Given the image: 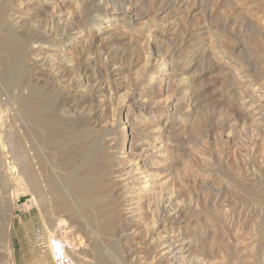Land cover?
Returning a JSON list of instances; mask_svg holds the SVG:
<instances>
[{"label": "bare ground", "instance_id": "obj_1", "mask_svg": "<svg viewBox=\"0 0 264 264\" xmlns=\"http://www.w3.org/2000/svg\"><path fill=\"white\" fill-rule=\"evenodd\" d=\"M119 2L123 7H120L119 12L112 9V15L101 13L103 0H6L0 3V227L2 231L5 234L9 231L15 205L19 201L28 199L31 206L37 209L44 219L49 234V252L55 257L54 259L60 261L59 264H75L69 258V253L75 249L72 250L73 245L68 238L72 237L77 229L66 222L67 219L65 220L66 212L72 213L73 209L84 219L90 218L96 232L101 228L106 230V234L110 237L112 234L115 236L116 244L123 249H120L122 254L118 252L121 256L119 260L125 264H254L256 258L252 261L250 257L251 260H248L249 258L246 260L248 262H241L238 259L246 240L240 238L243 225L250 218L249 206L238 204L237 201L224 205L220 202V198H216L215 201L209 199L213 204L209 206L211 212L207 213V196L202 195L203 192L199 193L201 196L196 195L198 193L196 191L193 200L195 203H190L188 195L185 197L190 201L186 204L185 197L184 202L182 198L187 192L191 195L192 191L189 188L193 187L192 185L189 187L190 184H195L197 187L201 185L202 188L209 185L206 178L208 170H199L196 166L194 170L189 166L187 175L181 172H179L181 175L173 174L171 170L172 160L167 153L170 143L168 133L171 132L167 133L165 130L171 118L165 113L179 105H183L182 108L186 112L195 106L190 91L191 81L182 77L184 70L181 68V65L182 67L186 65L181 63L183 60L188 61V67L194 63L187 57L184 59L179 57L177 50L179 47L166 51V49H158V45H167L176 41L175 38L178 36L182 37V27L180 28L176 22V19L179 20L176 16L179 12L184 13L193 9V6L189 9V2L185 0H155L157 9L151 17L152 24L148 23L146 27L143 25L144 28L138 30L142 45L141 52L135 57L126 46L119 48L124 41L123 37L130 35H126L124 24L126 22L138 24L148 15L144 14L145 10L144 13L142 12L144 15L138 16L137 10L134 13L132 2H126L127 5L123 0ZM84 6H89L87 14L81 9ZM86 20L90 22L88 26L84 25ZM254 20L256 22V19ZM145 21L142 23L148 22ZM202 33L201 31L198 36L201 40L205 39L203 35L206 34L201 35ZM212 37L210 35L208 38ZM208 38L206 37V40ZM53 43L59 44L52 46ZM214 45L210 40L208 58L214 61L212 63L226 72L223 74L228 73L238 88L239 86L250 88L248 94L236 97L233 108L240 113L244 112L251 126L257 129L261 127L259 132L263 135L261 131L264 129V113L261 114L260 106L264 102V87L254 85L255 87L252 88L246 74H243L246 70L243 73L236 70L232 60L228 59L222 50V52L216 51L217 47ZM115 50H120L116 53L120 56L119 62L116 59H109L110 62L107 58L110 52ZM103 56L105 60L102 61ZM82 61L86 62L90 70L95 67L110 68L111 71L108 70L113 74L132 75V80L116 86L110 79L108 80L110 77L98 82L81 76L79 71ZM208 62L206 64L209 65L211 62ZM19 72L24 75L20 76ZM13 82L17 85H15L17 92L9 96L10 85ZM65 85H71L73 91L84 98L88 96L91 102L81 107L52 105L51 101L55 93L61 88L66 89ZM130 103L133 104V109H130ZM150 109L158 110L156 113L159 114V118L155 121L154 118L152 122L146 117L147 113L146 116L143 115L144 111ZM194 119L196 118H193V121ZM58 128L64 131L65 136L55 134ZM231 129L225 131L222 129L221 137L219 135L226 145L232 144V139L235 138ZM249 133L252 134V131L250 130ZM214 136L217 137L216 134ZM236 141L238 142V138ZM243 142L241 141V146L245 145V141ZM257 147L260 148V145ZM255 150L257 148L253 147L252 152ZM262 154L264 156V153ZM245 155L247 157L246 153ZM204 167L208 168V165L202 168ZM233 173L235 172L231 174ZM210 190L208 188V191ZM257 204L255 205L258 206ZM195 210L205 211L204 222L207 227L202 222L197 235L186 236L187 228L191 225L190 219L194 218L190 214ZM76 217L79 219L78 216ZM259 224L261 222H258ZM96 239L93 240L97 241ZM79 245L81 246L82 243ZM3 248L6 251L7 264H14L12 241L9 237L4 242ZM251 255L253 256V253Z\"/></svg>", "mask_w": 264, "mask_h": 264}, {"label": "rangeland", "instance_id": "obj_2", "mask_svg": "<svg viewBox=\"0 0 264 264\" xmlns=\"http://www.w3.org/2000/svg\"><path fill=\"white\" fill-rule=\"evenodd\" d=\"M3 1H6V0H2V2ZM139 1L140 0H131V1H128V0L124 1L123 0V2H125L126 5L129 2L130 3L132 2L131 6L134 5L133 6V8L135 9L134 13H136V10H137L136 14L138 16L142 15L144 13V10H145L144 14L148 15L145 20L146 21L148 20V22H146L145 20L139 21L138 24L126 22L124 24V27H126V28H124V31H125V33H127L126 35H129V34L130 35L127 37L126 36L123 37L124 41L121 43V46L119 47L122 49V48H124L122 46H126L129 50V52L133 53V56H135V57H137V55L141 52V45L142 44L140 42L141 35L139 34L140 31L142 30L141 27H143V25L146 27V25L152 24V23H150L152 20L151 17H153V14H155L156 9H157V7L155 5V0H145L143 2H141V1L139 2ZM178 1H182V0H178ZM185 1L189 2V6H190L189 9L192 8V6H193V9L188 10L184 13L179 12L176 16L177 18L179 17L178 18L179 20L176 19V22L180 25V28L182 27V31H181L182 37L178 36V38H175L176 41H173L174 44L173 43H170V44L167 43V45L166 44H162V45L159 44L158 45V49L162 48V49H166V51H170L172 49L174 50L175 48L179 47L180 49L177 48V50L179 52V57L181 56V59H184L187 57L188 60L190 59L194 63V65L192 64L191 67H188V65H187L188 61L183 60V62H181V63L184 65L186 64V65L183 67L181 65V68H182V70H184V74L182 77L186 80L191 81L190 91L193 94L195 106L191 107L192 110L187 111L189 113H187L185 110H183L184 109V108H182L183 105H179L177 107L174 106L176 108L171 109L169 112L165 113V115H168V117L171 118V122L165 128L167 133L171 132V133H168V138H169L170 143L167 147V150H168L167 153L169 154V156L171 157V160H172L171 170H172L173 174L176 173L179 175H181L179 172L183 173V175H187L186 174L187 167H188V169L191 168L194 170L196 169V167L199 170H204V171L208 170V171H206V174H207L206 178L208 179L209 185L206 188H202L201 185L197 184L198 186H200V187H197L195 184L194 185L190 184L189 187H191V185L193 187V188H189L192 191V192L190 191L191 195L189 192H187L186 194L183 195V198H182V201H183L184 197L185 196L188 197V195H189L188 198L191 201L186 200L187 198L185 197V199H184L185 202L184 201L183 202L186 204L189 203L188 201H190V203L191 202L195 203V202H193V200H194V195H195L194 191H196V193L198 192L196 195L201 196L199 193L202 194V192H203L202 195H204L205 197L206 196L208 197V199L206 197V206H208L207 207L208 208L207 213L211 212V210H210L211 207H209V206L210 205L212 206V204H213V201L211 202V201H209V199L210 200L214 199V201H215L216 198H218V199L220 198V202H223L224 205H228V203H231L232 201H237L238 204L249 206L248 207L250 209L249 215H251V216L248 215V217H250V218L247 217L248 219L246 220V222L243 225L245 228L243 227V229H242V232H241L242 236H241L240 240L243 238L246 240L243 239L245 241L244 242V248L242 249L243 250L242 254L239 255L238 259H240L241 262L242 261L248 262L246 260L248 258H249L248 260H251V258H252V261L257 259L254 262V264H264V246H263L264 245V239H263L264 238L263 237L264 236V226H263L264 225V166H263L264 160H262V159H264V156L262 154V153H264V148H263L264 147V144H263L264 143V141H263L264 140V134L262 135L259 132L262 129L261 127H258V129H257V127L251 126V124L249 123V119L247 117H245L244 112L240 113L239 111H236L233 108V106L235 105V104L233 105V102H235V100L239 96H243V94H248L250 88L249 87L246 88L245 86H239L240 88H238V85H235V82L233 81L234 79L229 77L230 75L228 73L223 74L226 72L222 69H219L218 66H216V65H214V63H212L214 61L212 59L208 58L210 56L208 54V51H209L208 45H209L210 40H211V42L213 41V45L215 44L214 46L217 47L216 51L222 50L223 54H225L228 59L230 58V60H232L234 68L236 70H238L242 73H243V71L246 70L243 74H246L245 76L250 83L249 85H251L252 88L254 85L257 87H259V86L264 87V32H263L264 31L263 30V28H264V10H263L264 9V3H263L264 0H185ZM2 2L0 0V3H2ZM126 2H128V3H126ZM111 3H112V5H110ZM119 3H120L119 0H103V6H102L103 9H101V13L106 14V15H112L111 14L112 9L114 11L117 10V12H119L118 10H120L123 7V5H121ZM135 3H137V4H135ZM138 5L140 8L138 7ZM141 6H143V7H141ZM104 7H106V8H104ZM125 7H127V6H124V8ZM88 8H89V6H86V7L84 6L83 8H81L83 10L84 14H87ZM187 12L188 13L190 12L189 14H191V15H189ZM186 17H188V19H186ZM190 18H191V20H190ZM254 19H256V22ZM88 20L91 22L90 19H88ZM88 20L85 21L84 25L88 26V23H90ZM260 20H263V22L259 23ZM143 21H145L146 24H143L142 23ZM178 21H181V22H178ZM186 21H187V23H186ZM120 23H121V21H120ZM254 24H255V26H254ZM258 25H260V27ZM189 26H191V28ZM205 27L207 30H205ZM138 28H140V29H138ZM256 28H260V29H256ZM138 30H140V31H138ZM201 31L203 32L201 35L206 33L203 35V36H205V39H202L203 41L198 37L200 35L199 33ZM210 31H211V33H210ZM209 34L211 35V37L213 36L215 39L213 37L212 38L214 40L212 38H208L210 36ZM216 35H218L217 38H216ZM206 37L208 38L207 40H206ZM134 38H136V39H134ZM181 38H183V39H181ZM125 39H126V41H125ZM192 39L194 41H196L197 43L194 42ZM58 44L59 43H53L52 46H57ZM173 45H175V46H173ZM169 46H170V48H169ZM212 50H213V48H212ZM118 51H120V50H115V52L111 51L107 60L116 59V61L119 62L118 59L120 58V56L116 54V53H118ZM225 51H227L228 54L224 53ZM114 54H116L117 57ZM103 57H102V61L105 60V57L104 58ZM111 60H109V61L111 62ZM207 62L208 63L211 62V63L208 65V64H206ZM80 63H81V67H80L79 72L81 73V76H86V77L93 79V80H96V81L98 80V82L107 80V78L110 77V78H108V80L110 79L112 81V83L114 85L116 84V86H117L119 84H124V82H126V81L129 82L132 80V77H131L132 75L129 76L126 73H122L121 75H117L116 73L113 74L112 72H110L111 71L110 68L105 69L104 67H102V68L95 67L94 69L91 68V70H90L87 68L86 62L83 63V61H82ZM211 64H213V65L211 66ZM188 68H190V69H188ZM108 69H110V71ZM81 70H83V71H81ZM21 74H22V72L20 73V76H21ZM22 75H24V74H22ZM226 76H228V77H226ZM111 77H113L114 79H112ZM115 80H117V81H115ZM232 83H234V84H232ZM15 85L16 84L14 82H13V84L10 85L12 87V89L10 87L11 90L9 89V94H10L9 96H11V95H13V93L17 92V90L15 89V87L17 85L16 86ZM64 87H66V89L61 88L58 92L55 91L56 92L55 96L52 98V101H51L52 105H59L60 107L78 105L79 107H81V106H86L91 102V98H89L88 96H86V98H84V96H80L79 94L75 93V91H73V88L71 85L70 86L65 85ZM243 87H245V88H243ZM242 88H243L244 92L242 91ZM239 89H241V90H239ZM245 90H248V91H245ZM68 91H69V93H68ZM239 92H241L242 94ZM88 95H90V94H88ZM196 98H197V100H196ZM86 99H88V100H86ZM230 99H232V101ZM171 105H173V103ZM129 107H130V109H133L134 106L132 103H130ZM263 107H264V102L261 103V106H260L261 114L264 113ZM181 110H183V111H181ZM146 111H144L143 115H145L147 113L146 114L147 116L146 115L145 116L151 122L153 121L154 118H155L154 121L159 118V114H157L158 110L155 109V111H154V109H150V110H146ZM192 111H194V112H192ZM184 112H185V114H184ZM193 118H196V119H194V121H193ZM182 119H183V121H182ZM243 119H244V121H243ZM174 121H176V122H174ZM235 124H236V126H235ZM180 125H181V127H180ZM231 125L234 128V129L232 128L233 130L231 129ZM121 127H122V125L120 126V129H121ZM229 127H230L231 131L233 132V135H234L233 138L235 137L234 139H232L233 140L232 144L235 143L234 144L235 147L230 143H229V145L228 144L226 145V143H223L222 139L220 138L223 131H225L226 129L230 130ZM244 127H246V128L243 129ZM170 128L172 130H170ZM179 128H181V129H179ZM255 128H256V131H255ZM222 129H223V131H222ZM248 129H249V131L250 130L252 131V134H250L251 132L249 133ZM57 130H60V131L57 132ZM57 130L55 131L56 135L60 136L62 134L61 136H63V135L65 136V133L62 129L58 128ZM238 130L241 132H239ZM254 131H255V133H253ZM176 132H177V134H174ZM181 132L183 133V135ZM256 132L257 133L259 132L260 135H259V133L256 134ZM261 132L264 133V129ZM215 134L217 137L214 136ZM255 134L257 135L258 139L256 138ZM219 135H220V137H219ZM251 135H253V136H251ZM258 136H260V137H258ZM171 138H172V140H171ZM237 138H238V142L236 141ZM260 138H261L262 142H259V141H261V140H259ZM214 139H215V141H214ZM241 141H242V143H244L243 141H245V145L242 144L243 146H241ZM247 141H249V142L247 143ZM252 142H254V143H252ZM171 143L173 146H171ZM248 144L250 145V148H249ZM253 144H255V145L253 146ZM256 145L257 146L260 145V148L257 147ZM170 146H171V148H170ZM261 146H263V147H261ZM253 147L257 148V150H255V152H252ZM244 148L246 149V151ZM235 149H237V150H235ZM245 153L247 154V157H246ZM252 155H255V156H252ZM259 155H261V156H259ZM257 156H259V157H257ZM172 157H174V158H172ZM260 160H262V161H260ZM184 165L186 168L184 167ZM205 165L206 166L208 165V168H206V167L202 168ZM233 165H235V167ZM189 166H191V167L189 168ZM193 167H195V168H193ZM232 167H234V168H232ZM236 169H238V171ZM230 170H233L232 172H235V173H233V175H232L231 174L232 172H230ZM239 170H240V172H239ZM183 171H185V172H183ZM257 171H259V172H257ZM240 173H241V175H240ZM217 176H218V178H217ZM241 180H243L242 183H241ZM254 181H255V183H253ZM232 184H233V186H232ZM211 186L213 188H211ZM208 188H209V190L210 189L211 190L208 191ZM215 189H217V190H215ZM199 190L201 192H199ZM211 193H212V195H211ZM214 193H217V195ZM227 193L229 194L228 196H227ZM225 195H226V197H225ZM237 195H241V196H237ZM216 196H218V197H216ZM211 197H214V198H211ZM236 197L239 198V200ZM235 198H236V200H235ZM225 202L227 204H225ZM257 202H258V204H257ZM253 203L257 204L259 207ZM252 206H254V208ZM251 207L255 210H253ZM71 211H72V213L66 212L67 218L65 217V220L67 219L66 222L71 224V226L74 225L75 229H77L76 232H74L75 234L72 237L68 238V240L71 239L69 242L73 245L72 250L75 249L74 250L75 252L72 251L69 253V255H70L69 258L72 260V262H74L75 264H94V263H96V264H115V263L116 264H125L122 262V260H119V258L121 259V256L119 254H122L121 250H123V249L118 247V245L116 244L115 239H114L115 236L113 234L110 237L109 235L106 234V232H105L106 230L104 231V229H101V228L99 231L96 232V229L94 228L95 226H94V224H92L90 218L87 217L84 219L82 217V215H80L79 213H76L75 209H73ZM253 211H254V213H253ZM256 212L258 214V215H256L257 218L255 216ZM192 213L193 214H190V215H193L194 218L190 219L191 225L189 226V228H187V231L185 234L186 236L187 235L188 236L197 235L199 233L198 231L200 230V225L202 222H203V225H206V227H207V224H205V222H204V217L206 216L205 211L203 212L201 210H199V211L195 210V212H192ZM76 216H78L79 219H76L77 218ZM72 217H73V219H72ZM251 217H252V219H251ZM197 219L199 221H197ZM254 219L255 220L258 219V220L254 221ZM258 222H261V224L258 225ZM80 224H82V225L80 226ZM252 225H253V227H252ZM257 225L259 228H257ZM248 228H250V229H248ZM245 229H247L249 232ZM253 231L254 232L256 231V232L254 233ZM91 232H92V234H91ZM188 232H190V233H188ZM222 232H224V231H222ZM225 233H227V230L225 231ZM95 234L98 235L100 238L98 236H96ZM230 234H227V235L229 236ZM48 235L49 234H48L46 225L44 223V219L40 216V213L37 211V209H35L34 207L31 206L28 199H24L22 201H19L15 205V208L13 209V213H12V217H11V226H10L9 231L6 232V234H5L0 227V264H7L6 251L3 248L4 242H6L7 237H9L10 240L12 241V251H13L14 264H56V263L59 264L60 261L58 259L57 260L54 259L55 257L51 254V252H49L50 249H49V240H48L49 236ZM87 235L89 238L87 237ZM249 235H251V236H249ZM257 235H258V237H257ZM93 236H95V237H93ZM92 237H93V239L94 238L96 239V237H97V239L99 238L98 240L96 239L98 242L93 240ZM251 238H252V240H250ZM88 240L90 241L89 243H88ZM250 241H251V243H250ZM74 242H76V243H74ZM81 243H82V245L80 246L79 244H81ZM77 245H79L80 247ZM83 245L85 246V248H83L84 247ZM250 245H252V246H250ZM74 246H75V248H74ZM86 246H88V247H86ZM93 246H96V247H93ZM250 247H253L254 249L253 248L250 249ZM248 249H250V251H253V252H250ZM118 252H119V254H118ZM250 253L251 254L253 253V256ZM248 254H250V255H248ZM78 256H80L82 259ZM253 257H254V259H253ZM89 258L92 260H90ZM116 259H118V260H116Z\"/></svg>", "mask_w": 264, "mask_h": 264}]
</instances>
